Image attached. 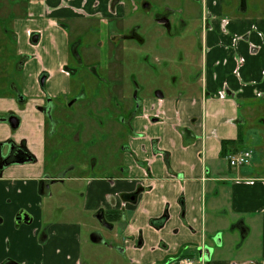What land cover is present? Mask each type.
I'll list each match as a JSON object with an SVG mask.
<instances>
[{"label":"crops","instance_id":"0c3cea01","mask_svg":"<svg viewBox=\"0 0 264 264\" xmlns=\"http://www.w3.org/2000/svg\"><path fill=\"white\" fill-rule=\"evenodd\" d=\"M205 3L209 19L201 88L195 94L169 92L164 86L151 92V80L142 82L141 72L116 79L109 53L104 67L122 92L120 98L108 94L101 112L122 115L123 121L129 116V136L121 135L114 156L109 138L103 139L109 153L94 157L96 170L70 174L43 191L44 117L36 104L46 95L71 96L72 45L85 43L94 25L100 24L105 37L117 32L129 2L0 0V47L8 60L7 72L0 74V119L9 112L18 116L15 138L37 157L36 164L15 166L0 176V264H82L85 248L91 255L117 253L125 264L185 259L264 264V159L254 166L262 171L255 177L250 169L254 153L245 172L246 167L230 168L225 158L250 150L241 148L246 136L257 125L264 128V16L251 12L249 4L238 12L236 0ZM101 45L111 46L109 41ZM18 58L25 60L15 69ZM150 62L154 71L157 66ZM138 65L144 66L142 61ZM130 82L133 91L127 90ZM133 93L141 104L134 112ZM87 95L78 91L76 97ZM117 99L122 110L116 109ZM9 137L11 127L0 120V142ZM228 141L234 143L224 148ZM22 211L31 217L30 224L17 223ZM98 212L119 216L109 236L95 220ZM6 223L17 225L18 232L7 234ZM94 233L103 243L91 241Z\"/></svg>","mask_w":264,"mask_h":264},{"label":"flooded vegetation","instance_id":"af4514ba","mask_svg":"<svg viewBox=\"0 0 264 264\" xmlns=\"http://www.w3.org/2000/svg\"><path fill=\"white\" fill-rule=\"evenodd\" d=\"M154 3H156L158 0H153ZM242 0H239L238 7L240 12H244V10L247 9L246 3L247 0H243L244 5L241 4ZM129 2V10L126 14L128 15L129 11L133 8L132 3L130 0ZM193 5V8H195V14L196 18L201 16L200 25L203 27V29L207 30L208 27V19L209 14L207 13L206 3L205 0H192L190 1ZM178 5L173 4L171 6V9L175 12L176 9H180V13L178 15H170V13H166L161 16L155 15V22L163 27L165 30L168 31V33H171L172 26H173V18L179 17L182 13H185L186 7L185 4L182 2V0L177 1ZM159 7L163 4V2H159ZM201 4V6H200ZM141 9L147 13L148 9L147 7H141ZM139 10V8H137ZM205 17L203 16V13ZM140 15H143L140 13ZM126 18V17H125ZM124 18V20H125ZM161 19H167L170 24V30H168L165 26V24L159 23V20ZM123 20V21H124ZM122 21V23H123ZM100 24L94 25L93 27H89L88 31L91 34H88V36L85 39V43L78 44L76 40L75 44L72 45L71 49V60H70V67L74 74L73 80L71 83L72 86V92L71 96L67 98H51L50 96L46 95L40 98V103L37 105V111L43 114L44 117V124L42 126L43 131V141H44V150H45V159H44V165L42 168L41 173L45 176V182H40V187L44 191L49 190L51 186H55L57 184H60L67 178L70 174L78 173L87 171L89 168V172L94 169L92 167V161L95 159L94 157L104 158L105 156H108V147L102 144L103 139L108 138V132L104 134L100 139H94L95 136L99 135L97 132L94 131L95 129V122L98 121V117H96V113H99L102 111L101 109L105 107L104 104H102V100L108 95L114 93L116 98H120L121 96V88L118 87V84H114L113 82H110L109 76H108V70L105 69V65L107 62H109V56L110 53L111 61L114 63L115 68L112 69L111 73L112 75L118 79V78H125V80L128 78V76L133 77L135 73L141 72L142 67L138 65V62L140 60H136L133 58V65L132 68H130V71L126 72V69L128 68V60L126 59L123 66L118 64V60L113 56L116 55L114 51L119 50L118 48L123 47L119 42H116L117 35L119 32H114L113 30L110 32V34L105 37L104 34L100 31ZM118 27L115 29L117 31ZM177 30V28H176ZM204 32V34H205ZM82 35V34H81ZM105 37V41H109L111 46H108V48L104 49L101 45L103 42V39ZM76 38V37H75ZM38 36H33L32 41L33 43L37 41ZM124 40V38L122 37ZM204 50V46H203ZM98 52L99 59L96 63L87 64L86 58H91L92 54ZM126 53V51H124ZM88 54V56H86ZM204 55V54H203ZM9 59V58H8ZM25 58H18L14 61V68L19 69V65L23 64ZM144 60V59H143ZM7 63V54L5 49L0 47V63ZM150 62V61H149ZM151 65V62L149 63V66ZM121 66L122 69L120 70L118 67ZM103 69V70H102ZM132 73L129 74L128 73ZM200 76H201V70H200ZM45 77H41V85H44ZM81 82V87L78 86V82ZM133 81V80H132ZM77 84V85H76ZM132 84V82H131ZM9 90L13 92L17 100L24 101V97L18 92L16 86L14 84H8ZM88 91V93L91 95H87L86 98H77L78 91ZM118 102L116 104V109L122 110L124 108V104L121 100L117 99ZM104 101V100H103ZM133 102V108L132 112L136 111L140 107V102L136 99V93H133V99L131 100ZM25 105V104H24ZM132 106V105H131ZM11 118H14L17 120V125L14 127L9 120ZM3 122H7L9 126L12 129L13 137H9L3 141L0 142V176L4 174V172L12 167L15 166H23V165H33L37 163V157L35 154L30 150V148L26 145L24 141H17L15 138V134L19 130L20 127V120L18 116L14 112H9L5 117L2 119ZM128 132L130 131L129 128H131V120L128 116ZM98 131V130H97ZM127 136H129L127 134ZM121 144V143H120ZM111 148L114 149L110 152V154L113 156L117 155L119 153V144H114L110 142ZM80 149L82 152L81 159L76 163L67 162V156L70 151V149ZM110 150V149H109ZM89 159V162L86 163L85 158L87 155H91ZM54 155L56 157H54ZM231 155L225 156V158L228 161V165L230 168L238 169L245 166H248L249 164L242 166V167H233L230 165L229 158ZM61 164V165H60ZM92 167V168H91ZM100 214L103 215L104 221L111 226L113 223L118 219V214H114L111 216L104 215L103 212H98L95 215V220L98 222V224L103 228V231H109L111 229H106L100 220L97 218ZM117 215V217L115 216ZM27 218L31 217L27 215L25 212H20V214L17 216L16 220L17 223H25V220ZM22 220V221H21ZM1 223V221H0ZM31 223V222H30ZM29 223V224H30ZM27 224V223H25ZM95 237L97 239V242H94L92 238ZM91 241L93 243H103V237L99 233H94L90 237ZM182 261H190L193 264L195 262L193 260L185 259ZM180 261L179 264L182 262ZM5 264H13L11 262H6Z\"/></svg>","mask_w":264,"mask_h":264},{"label":"rangeland","instance_id":"374dc122","mask_svg":"<svg viewBox=\"0 0 264 264\" xmlns=\"http://www.w3.org/2000/svg\"><path fill=\"white\" fill-rule=\"evenodd\" d=\"M133 8L129 11L125 20L118 27L116 42H119L121 46L117 51H114L116 55H113L118 61V64H122L127 59L128 68L126 72L130 71L133 65V58L143 62L141 71V81L149 84L147 88L149 91L158 90L160 86H164L169 92H183L185 94H195L201 88L200 82V61L204 54L203 50V36L205 30L200 25L201 16L196 18L195 8L190 1L182 0L185 4L186 11L179 17L173 18V26L171 33H168L163 27L159 26L155 22V15L161 16L166 13L170 15H178L180 9H176L174 12L171 9L173 4L178 5L179 0H158L154 3L153 0H130ZM159 2H163L159 7ZM239 3V0H236ZM250 6V11L259 16H264V0H247L246 6ZM201 6V4H200ZM141 7L148 9L145 13ZM139 8V10H137ZM238 12L239 9H238ZM143 14V15H140ZM203 13V12H202ZM197 16V15H196ZM203 16L205 17L204 13ZM177 28V30H176ZM124 38V40L122 39ZM105 41V37L102 38ZM126 51V53L124 52ZM88 56V54L86 55ZM87 64L96 63L99 59L98 52L92 54L91 58H86ZM144 59V60H143ZM149 61H153L155 70L149 66ZM157 61V62H155ZM6 62L0 65V74L7 72ZM132 74V73H128ZM157 75V76H155ZM77 85V84H76ZM82 83L79 81L78 86L81 87ZM135 88V86H134ZM127 90L133 91L131 82L127 85ZM135 91V90H134ZM112 114V112L110 113ZM251 115V114H250ZM98 121L95 122L94 131L99 135L94 139H100L105 137L104 134L108 132L109 140L114 144L122 143L121 135L125 132V137L128 134V116L125 121L122 120V115L113 114L107 116L101 111L96 113ZM110 120V121H108ZM250 124L247 122V126ZM109 127V128H108ZM261 128L260 126H256ZM255 129L251 135L246 136L244 146L253 151L255 161L250 169L253 171L252 175L259 177L262 174L259 168H255L256 163H261L264 159V128ZM98 130V131H97ZM249 131L247 130V134ZM253 137V139H252ZM251 139V140H250ZM91 155H87L85 158L86 163L89 162ZM82 157L80 149L71 148L66 161L76 164ZM61 165V164H60ZM243 168L244 172L247 171L249 166ZM117 217V215H115ZM3 225H0V227ZM6 233L15 234L18 232L17 225H11L6 223ZM109 231L104 230V235L109 236ZM106 254L109 257H105V254H89L87 248L84 250V259L82 264H125L122 263V258L119 254L107 250Z\"/></svg>","mask_w":264,"mask_h":264},{"label":"built area","instance_id":"2783aa9c","mask_svg":"<svg viewBox=\"0 0 264 264\" xmlns=\"http://www.w3.org/2000/svg\"><path fill=\"white\" fill-rule=\"evenodd\" d=\"M253 157L252 150H245L237 154L231 155L229 158L230 165L233 167H242L250 163ZM180 264H193L190 261H182Z\"/></svg>","mask_w":264,"mask_h":264},{"label":"water","instance_id":"95a60500","mask_svg":"<svg viewBox=\"0 0 264 264\" xmlns=\"http://www.w3.org/2000/svg\"><path fill=\"white\" fill-rule=\"evenodd\" d=\"M241 4L244 5L243 0L241 1ZM159 23H161V24H165L166 28H167L168 30H170V24H169V22H168L167 19H161V20H159ZM157 97L162 98L163 96L158 94ZM9 122H10L14 127H16V125H17V120H16V119L11 118V119L9 120ZM97 218L100 220V222L102 223V225H103L106 229H111V226H109V225L104 221V219H103V215H102V214H100ZM21 221H22V220H21ZM30 222H31L30 218H27V220H25V223H27V224H29ZM92 240H93L94 242H97V239H96L95 237H93Z\"/></svg>","mask_w":264,"mask_h":264},{"label":"trees","instance_id":"16d2710c","mask_svg":"<svg viewBox=\"0 0 264 264\" xmlns=\"http://www.w3.org/2000/svg\"><path fill=\"white\" fill-rule=\"evenodd\" d=\"M234 142L228 141L223 143V147L226 148V146L233 144Z\"/></svg>","mask_w":264,"mask_h":264}]
</instances>
